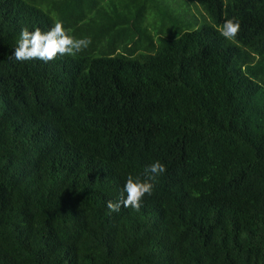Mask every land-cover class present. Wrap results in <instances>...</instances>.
Segmentation results:
<instances>
[{"label": "trees", "instance_id": "1", "mask_svg": "<svg viewBox=\"0 0 264 264\" xmlns=\"http://www.w3.org/2000/svg\"><path fill=\"white\" fill-rule=\"evenodd\" d=\"M86 1L0 0V264H264V0L140 56Z\"/></svg>", "mask_w": 264, "mask_h": 264}, {"label": "rangeland", "instance_id": "2", "mask_svg": "<svg viewBox=\"0 0 264 264\" xmlns=\"http://www.w3.org/2000/svg\"><path fill=\"white\" fill-rule=\"evenodd\" d=\"M29 3L36 5L41 8L44 12L49 13L55 21H57L58 13L51 9L50 5L52 0H36L34 2L26 0ZM89 1V0H87ZM86 1V2H87ZM97 0V8H93L91 12H88L89 4L86 3L85 11H87V19L85 24L89 26L92 30L89 34V40H98L99 33L97 27L100 25L107 26L105 30L117 31L122 28L130 30L133 32V28L136 26L137 19L132 21L137 17L144 16V25L148 27L153 36H155L153 47L147 40H144L142 34L133 32L134 38L139 39V46L143 47L137 54L150 53L155 54L161 45V37L176 38L181 30H188L187 27L180 26L182 23L189 22L191 27L200 28L206 24H211L210 18L203 7L196 2L195 5H190L192 0ZM158 2H160V9H158ZM157 6V7H156ZM201 8V10H199ZM163 11H168L177 18V25H173V22L165 16ZM204 13L205 18L201 13ZM140 28V27H139ZM73 37L72 49L75 50L80 46L79 38L74 35L73 31H70ZM97 34V38L94 35ZM82 45V44H81Z\"/></svg>", "mask_w": 264, "mask_h": 264}]
</instances>
